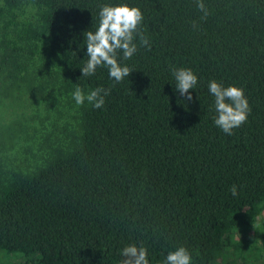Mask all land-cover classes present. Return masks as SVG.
Listing matches in <instances>:
<instances>
[{"label": "trees", "instance_id": "trees-1", "mask_svg": "<svg viewBox=\"0 0 264 264\" xmlns=\"http://www.w3.org/2000/svg\"><path fill=\"white\" fill-rule=\"evenodd\" d=\"M0 0V251L15 264H264V0ZM143 14L149 41L81 77L103 5ZM191 69L192 100L173 71ZM244 90L228 135L210 81ZM108 91L102 108L73 93ZM235 185L237 195L231 187Z\"/></svg>", "mask_w": 264, "mask_h": 264}, {"label": "clouds", "instance_id": "clouds-1", "mask_svg": "<svg viewBox=\"0 0 264 264\" xmlns=\"http://www.w3.org/2000/svg\"><path fill=\"white\" fill-rule=\"evenodd\" d=\"M196 4L206 18L208 9L203 0H196ZM99 17V26L96 31L84 33L88 59L81 68V77L94 75L98 67H106L109 77L119 83L125 77H129L133 70L127 66H121L117 60V53L122 52L123 59H130L137 51V45L134 43L137 36L142 45L150 47L149 41L139 28L143 21V14L138 7H130L127 4L103 5L99 11ZM173 75L176 80V90L181 95H186L187 100L191 101L192 95L189 90L197 85V76L191 69L186 68L174 70ZM209 92L215 97V125L224 133L232 135L233 129L246 123L251 112L244 90L236 86L223 87L212 80L209 83ZM72 95L77 105H82L87 100L94 108L99 109L103 107L104 96L108 95V91L100 87L85 96L82 89L77 87ZM230 190L233 196L237 195L235 185ZM120 255L123 257L120 264H149L147 250L143 246L137 247L134 244L125 246ZM164 264H191V256L186 248L179 247L167 254Z\"/></svg>", "mask_w": 264, "mask_h": 264}, {"label": "rangeland", "instance_id": "rangeland-1", "mask_svg": "<svg viewBox=\"0 0 264 264\" xmlns=\"http://www.w3.org/2000/svg\"><path fill=\"white\" fill-rule=\"evenodd\" d=\"M16 255H9L4 251H0V264H15L17 263Z\"/></svg>", "mask_w": 264, "mask_h": 264}]
</instances>
